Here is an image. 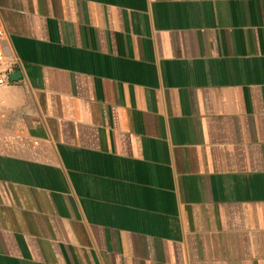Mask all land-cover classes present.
<instances>
[{
	"label": "crops",
	"instance_id": "0c3cea01",
	"mask_svg": "<svg viewBox=\"0 0 264 264\" xmlns=\"http://www.w3.org/2000/svg\"><path fill=\"white\" fill-rule=\"evenodd\" d=\"M0 17V264H264V0Z\"/></svg>",
	"mask_w": 264,
	"mask_h": 264
},
{
	"label": "built area",
	"instance_id": "2783aa9c",
	"mask_svg": "<svg viewBox=\"0 0 264 264\" xmlns=\"http://www.w3.org/2000/svg\"><path fill=\"white\" fill-rule=\"evenodd\" d=\"M6 39L7 32L0 17V87L4 86L8 82L9 75L12 72V64L4 53ZM2 117L3 115L0 114V121Z\"/></svg>",
	"mask_w": 264,
	"mask_h": 264
}]
</instances>
